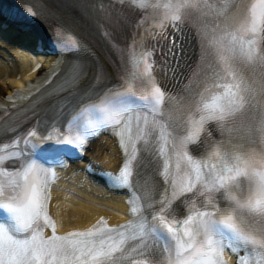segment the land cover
I'll return each mask as SVG.
<instances>
[{"label": "snow or ice", "instance_id": "1", "mask_svg": "<svg viewBox=\"0 0 264 264\" xmlns=\"http://www.w3.org/2000/svg\"><path fill=\"white\" fill-rule=\"evenodd\" d=\"M166 7L171 12L159 20L147 22L146 27L144 20L140 22L153 43L138 55L129 56L133 71L127 76L118 73V86L100 90V103L78 108L77 114L65 121L67 127L56 125L54 120L46 126L37 121L23 136L17 133L12 137L11 146L19 151L10 155L22 156L23 162L13 160L10 167L22 170L7 183L0 181V216L6 215L11 221H0V264H117L120 257L116 254L125 252L128 229L132 230L127 238L138 241L129 251L148 264H224L225 249L237 255L238 264H254L241 257L238 248L261 257L260 264H264V71L257 79L245 75L241 68L245 63H259L264 69V53H258L255 39H245L249 34L264 33V0H178ZM25 11L38 18L32 7L26 6ZM192 15L215 17L220 22L217 28L224 27L222 35L202 33L201 65L192 70L188 83L182 82L180 91L186 94L183 99L188 110L199 113L201 125L206 121L215 124L205 133V140L195 142L188 150L191 155L183 151V141L174 146L177 157L186 159L188 167L178 179L165 180L162 191L167 193L171 188L178 202L173 206L167 196L162 197L156 201L158 206H153L150 219L134 221V228L131 224L109 228L101 219L89 230L58 235L55 221L48 215L55 169L65 167L67 159L82 156L89 138L106 130L117 136L124 155V166L113 180L121 186L132 182L128 164L135 153H130L127 146L135 147L133 115L142 138L140 112H160L166 91L170 101L175 99L167 81L178 78L180 37L184 21ZM51 32L59 54L88 51L83 38L66 25ZM238 34L243 35L238 38ZM206 68L212 69L210 74ZM67 73L86 75L75 65H69ZM209 76L210 85L206 79ZM135 79L145 88L140 95L133 88ZM100 82L101 74L97 73L91 87ZM65 83L70 87L72 78ZM201 87L203 91L198 90ZM209 87L219 91L206 102L204 93ZM3 107L0 102V109ZM240 117L247 123L248 134L237 142L231 132ZM217 127L227 137L211 152V159L218 163H200V158L207 155V137ZM176 167L180 169L179 164ZM167 172L165 164L161 175ZM186 193L193 195L187 197ZM194 199L200 201L198 206ZM137 211L133 202L131 212L135 216ZM45 227L52 229L51 237L43 236ZM13 231L27 233V238L16 239ZM156 235L165 240L161 249L153 244Z\"/></svg>", "mask_w": 264, "mask_h": 264}, {"label": "bare ground", "instance_id": "2", "mask_svg": "<svg viewBox=\"0 0 264 264\" xmlns=\"http://www.w3.org/2000/svg\"><path fill=\"white\" fill-rule=\"evenodd\" d=\"M11 48L12 46L2 48L7 57L5 58L4 64L0 63V95L10 94L12 88L20 84L21 79L19 80L16 78L17 74L19 73L21 76H23L24 68L27 67L31 61L30 56L24 52H18L17 49L16 51L13 50L12 52L16 55V58H18L19 61L17 62V60H10L9 56L11 55H9L8 51H10ZM14 62H17L16 64L18 65L16 66ZM94 145H96L94 156H97L99 160L101 157V159L105 161L115 154L113 148L109 144L107 146H103L102 141H98ZM109 165L110 164H108V166ZM72 189L78 193H82L84 197L66 195L64 198H61L60 196L57 198V204L54 206V210L59 217L60 226L62 229L68 228L71 226V224L75 225L76 227H85L98 215V210L96 209L98 207L88 203L85 200H92V197L87 194L86 191H82L76 187H72Z\"/></svg>", "mask_w": 264, "mask_h": 264}, {"label": "rangeland", "instance_id": "3", "mask_svg": "<svg viewBox=\"0 0 264 264\" xmlns=\"http://www.w3.org/2000/svg\"><path fill=\"white\" fill-rule=\"evenodd\" d=\"M87 194H89L92 197L93 203L99 204V203H107L109 201V198H107L105 195H96L93 193V191H88Z\"/></svg>", "mask_w": 264, "mask_h": 264}]
</instances>
